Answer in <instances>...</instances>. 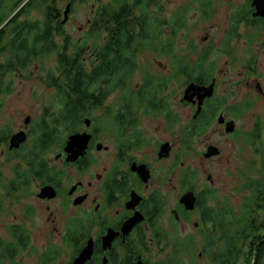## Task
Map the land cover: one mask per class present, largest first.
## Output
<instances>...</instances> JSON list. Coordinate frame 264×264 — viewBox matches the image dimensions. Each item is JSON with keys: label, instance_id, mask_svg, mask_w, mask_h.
<instances>
[{"label": "flooded vegetation", "instance_id": "flooded-vegetation-1", "mask_svg": "<svg viewBox=\"0 0 264 264\" xmlns=\"http://www.w3.org/2000/svg\"><path fill=\"white\" fill-rule=\"evenodd\" d=\"M56 1L71 5L68 18L63 19L64 13L60 17L65 32L79 0ZM193 3L199 5L197 19H215L218 13H225L228 27L222 35L216 31V35L207 36L202 46L196 39L190 40L186 55L179 47L183 66L178 75L174 74L171 53L165 56L166 64L160 73H156L152 61L141 64L143 53L151 50L140 52L135 75L130 79L135 89L133 102L126 103L124 87L114 84L124 81L123 71L118 68L120 62L116 66L115 62L97 56L100 45L106 52L103 56H107L112 48L108 41L113 31L106 25L97 47V39H91L82 60L88 91L82 102H75L73 111L81 117L72 133L86 134L89 140L85 153L75 161L67 160L68 138L61 143L57 125L61 103L53 84L54 99L44 106L38 119L28 116V123L25 121V127L17 131L11 125H0L1 154L19 160L9 173L0 171V264H205L203 252L196 251L194 245L198 241L207 242L211 235L224 242L230 235L226 234L232 233L233 225L228 222V228L225 227L221 218L217 219L216 228L213 227L203 203H210V192L214 189L186 169L183 158L197 133L190 137L189 129H209L215 119L216 134H221L231 121L234 131L227 134L229 137L247 145L261 141L264 0H194ZM34 5L41 10L42 17L32 20L29 13ZM111 6L114 0L99 10L108 14ZM23 7L26 13L19 16L20 21L44 20L43 0H24L9 20ZM150 10L154 11L155 6L151 5ZM92 18L88 19L85 32ZM171 32L166 37L170 48ZM203 55L207 56V66L212 67L210 75L194 77L189 74L188 66ZM225 56L227 70L220 67ZM53 66L43 70L45 83H55L61 78L58 59ZM227 72L232 80L220 94L221 78ZM50 73L54 76L52 82ZM156 77L162 80L158 99L153 100L160 106L158 109L144 98L153 88L148 83ZM182 79L186 85L214 84L213 96L204 99L200 114L187 125L179 123L167 93L173 83L178 84ZM10 94L11 91L0 92V111L1 100ZM181 102L197 110L199 100L195 97L194 102L184 99ZM132 104L134 107H130ZM259 106L263 107L262 112L256 111ZM207 113L213 122L201 124L202 116ZM170 115L175 118L172 120ZM249 115L254 116L251 126L245 123ZM157 116L163 123L158 126L162 134L156 140L147 132L145 122ZM19 132L26 133V140L12 148L11 140ZM163 146L168 155L163 154ZM190 192L196 197L191 209L183 201ZM82 254L85 261L76 263Z\"/></svg>", "mask_w": 264, "mask_h": 264}, {"label": "trees", "instance_id": "trees-1", "mask_svg": "<svg viewBox=\"0 0 264 264\" xmlns=\"http://www.w3.org/2000/svg\"><path fill=\"white\" fill-rule=\"evenodd\" d=\"M162 0H114L109 13L105 14L99 10L92 18V24L84 33L82 41L65 37L64 43L59 42L58 37H63L64 31L61 23L64 18L61 2L56 0H43L44 20L31 22L29 20L20 21L19 16L26 13L23 7L9 20L10 16L16 12L23 4L24 0H1L0 1V92L11 91L12 81L5 80L7 74L25 70L32 63L56 53L60 64L61 78L55 83L47 82L56 87V93L61 103V111L57 125L62 128L60 133L61 143L64 144L69 135L77 130L80 114L74 112L75 102H82L86 98L88 82L86 66L83 59L86 56V48L91 39L95 37L96 47L101 43L102 32L108 25L111 32V40L108 45L112 47L107 56L101 47L97 50L99 59L120 62L119 69L123 71L124 81L122 84L126 103L133 102L135 89L131 87V77L135 75L137 69V56L143 50L149 49L155 53L166 56L171 53L174 74L181 72V57L177 55L180 48L169 47L167 39L163 36L165 26L170 22L161 17L160 11L164 8ZM8 3V4H7ZM151 5L155 6L152 11ZM177 21L172 26L171 33L176 39L178 30L183 26V18H176ZM177 23V24H176ZM148 31H151L148 35ZM56 36H58L56 38ZM108 63V64H111ZM181 66V67H180ZM189 74L192 76H209L212 67L207 66V56H200L194 65L188 66ZM54 78L53 73L48 74ZM117 75V74H116ZM95 83V81H92ZM162 80L156 77L147 86L153 87L147 91L146 98L150 106L158 109L155 104ZM155 97V98H154ZM143 102V101H141ZM134 107V105H130ZM171 116V115H170ZM172 120L174 115L170 117ZM212 122L210 114L202 116L201 124L207 125ZM199 123V121H198ZM202 129L200 133L205 132ZM198 130L189 129V136L192 137ZM248 190L241 202L237 206L238 211L230 207L227 202L222 203L214 190L210 192V203H203L205 212L209 215L210 221L216 228L217 219L224 220V226L228 222L233 225L232 233H227L224 242H219L218 238L211 235L203 244V251L211 254L214 264H264V173L257 180H252L245 185ZM216 199V206L214 201ZM207 220V219H206ZM222 223V224H223ZM231 253V254H230Z\"/></svg>", "mask_w": 264, "mask_h": 264}, {"label": "rangeland", "instance_id": "rangeland-1", "mask_svg": "<svg viewBox=\"0 0 264 264\" xmlns=\"http://www.w3.org/2000/svg\"><path fill=\"white\" fill-rule=\"evenodd\" d=\"M36 1L38 2L39 0ZM111 1L79 0L78 4L75 5L74 13L71 15L69 22L65 25L63 37H59L58 39L59 42L64 43L65 37L78 40L84 36L88 19L95 16L104 4ZM192 1L194 2V0L161 1V5L164 7L160 11L161 17L170 22L165 26L162 38L168 37L172 26L177 21L176 18L180 17L185 19L183 26L178 30L176 39L171 38V41H174V48H183L185 55L187 54L186 49L188 48V42L190 40L196 39V43L202 46L204 45L203 40L207 36L210 38L216 35V31H218L219 35H222L223 31L228 27V18L225 13H218L215 19H197L199 5L194 4ZM67 6L66 3H62V10L65 11ZM41 17V10H38L36 5H34L30 10L29 19L35 20ZM22 19H25V17ZM177 55L180 58L183 54L177 51ZM56 59H58L57 56L51 54L36 63H32L25 70L7 74L5 80H10L13 84L11 86V94L4 96L1 100L0 125H11L13 131H17L18 128L25 127V121L28 116H31L32 120L40 117L44 106L49 105L53 101L55 93L54 89L42 80L44 75L43 70L52 68L55 65ZM141 59L142 65H144L143 62L152 61V64H155V67H157L156 73H160V69L165 66L167 60L165 56L153 51H145ZM227 62L228 57L221 58L220 67L227 70ZM53 67L56 68L57 65ZM224 75L226 77L221 78L220 94H223L232 80L229 72L224 73ZM138 78H136L137 81ZM178 82V84L173 83L167 93L171 96V101L173 102L172 107L179 119V123L187 125L191 121L193 122L197 110L196 108L182 104L181 100H183L185 91L190 84L186 85L187 83L183 79ZM162 95H165V93ZM262 108V106H259L256 111L262 112ZM253 117L252 115L246 117L245 123L251 126ZM145 123L148 127L147 132L150 135H154L156 140L159 139L162 132L159 131L158 126L163 123L162 118L157 116L147 120ZM204 129L205 132L199 134L202 131L201 128L197 131V135L195 134L191 138L188 152L183 158L184 167L186 169L188 168L190 172H194L206 186H211L214 189V194H217L221 202H227L237 212V206L241 205L248 191L245 185L252 180H258L264 173V131L262 132L261 141L256 142L254 145H247L243 141H237L233 137H229L227 134L231 132H227V128H224L221 134H216V119L212 127ZM59 131L61 133V127ZM210 146L221 149L222 154L206 158L205 154L208 152ZM18 162L19 160L12 159L7 154H1L0 150L1 172L9 173L15 168ZM170 164L172 166V161H170ZM174 178L173 182H175ZM214 204L216 206V199ZM204 242V240L202 243L198 241L194 245L195 250L203 252L205 264H214L211 260V254L203 251Z\"/></svg>", "mask_w": 264, "mask_h": 264}, {"label": "water", "instance_id": "water-1", "mask_svg": "<svg viewBox=\"0 0 264 264\" xmlns=\"http://www.w3.org/2000/svg\"><path fill=\"white\" fill-rule=\"evenodd\" d=\"M70 11V6H67V9L65 10V20L68 18V14ZM213 92H214V84H211L209 86H201V85H197L195 83H191L187 90L185 91V95H184V100L188 101V102H194V98L195 96H197L199 102H198V109L196 112L195 117H197L201 110H202V105H203V101L206 97H211L213 96ZM28 118L26 119V123H28ZM227 132H233L234 131V126H233V122H229L227 129ZM26 140V133L25 132H20V133H16L12 140H11V147H19L20 144L22 142H24ZM88 140L89 137L86 134H73L70 135L68 138V142H67V146H66V152H67V160L68 161H75L79 156L83 155L86 151L87 148V144H88ZM163 150H166L165 153ZM162 152L165 155H168L169 151H167L166 146H163L162 148ZM220 153L219 148L214 147V146H210L208 148V152L205 154L206 158H209L211 156H215L218 155ZM211 178V177H210ZM195 195L194 192H190L188 194H186L183 197V201L184 203H186V205L188 206L189 209L194 207L195 204ZM86 259V257L82 254L80 256V258L77 259V262H84Z\"/></svg>", "mask_w": 264, "mask_h": 264}]
</instances>
